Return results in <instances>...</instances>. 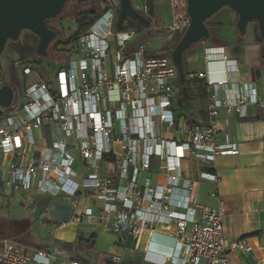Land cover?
Wrapping results in <instances>:
<instances>
[{
	"label": "built area",
	"instance_id": "2783aa9c",
	"mask_svg": "<svg viewBox=\"0 0 264 264\" xmlns=\"http://www.w3.org/2000/svg\"><path fill=\"white\" fill-rule=\"evenodd\" d=\"M135 1L136 10L148 18V4ZM168 2L170 18L163 30L171 39L177 33L184 35L191 16L188 0ZM119 9L120 0H105L97 21L80 36L75 55L57 70L55 80L29 78L21 93L15 92L0 120V154L10 156L6 166L0 163L3 190L37 189L52 196L77 198L81 191L93 188L103 206L97 211L85 209L77 221H98L117 233L120 241L155 232L161 225L175 239V252L168 256V264H233L234 252H249L251 247L243 239L226 238L222 206L209 207L197 201L201 182L217 181L218 177L203 171L195 181L186 178L182 161L192 157L213 162L220 154H237L238 145L229 135L223 141L219 138L220 112L235 111L239 118H246L250 105L264 111V95L247 83L236 86L232 96L227 80L207 77L206 122L180 125L173 108L179 73L172 55L148 56L149 48L143 43L129 53L128 44L138 27L126 19L117 29ZM120 36L122 46L118 45ZM110 37L118 46L114 54L110 53ZM34 70V62L22 68L25 77L32 76ZM198 77L206 75L199 73ZM45 124L57 126L62 136L39 150L34 132ZM164 129L173 130L176 136L166 138ZM117 142L119 155L114 148ZM77 155L88 162V173L81 181L76 180L78 172L73 167ZM154 156L164 161L171 183L141 187L139 173L150 169ZM112 158L126 184H114L100 174L102 162ZM111 213L115 216L110 222ZM56 254L45 249L29 253L10 238L0 242V264H54ZM113 260L118 263L122 259L114 256Z\"/></svg>",
	"mask_w": 264,
	"mask_h": 264
},
{
	"label": "crops",
	"instance_id": "0c3cea01",
	"mask_svg": "<svg viewBox=\"0 0 264 264\" xmlns=\"http://www.w3.org/2000/svg\"><path fill=\"white\" fill-rule=\"evenodd\" d=\"M237 20L236 12L229 7L222 8L207 23L211 37L200 41L192 51L191 47L185 56L190 77L198 79L199 73L206 75L198 79L199 83L191 84L194 95L190 101L192 123L207 120V77L216 81L227 80L232 96L236 86L247 83L252 84L259 95H264L263 41L258 23L250 22L246 32L240 33L236 27ZM206 54L211 56L207 58ZM148 56L151 55L148 53ZM209 59L212 61L209 62ZM195 61L202 64L197 72L191 69ZM197 93L206 99L203 110L198 114L193 112L192 106L198 98ZM175 115L180 125L192 124L187 123L184 116L178 118L176 111ZM217 128L220 140L229 135L230 141L238 145L239 152L220 154L213 162H198L188 157L182 161L183 175L193 181L203 171L218 177L217 181L204 179L201 182L197 192L198 203L209 207L222 206L226 238L229 241L243 239L251 247L249 252H234L233 264H264V111L250 105L246 118L241 119L235 111L222 110L217 119ZM164 132L168 139L176 136L173 130L164 129ZM61 136L60 129L52 124H45L42 130L34 132L39 150L50 147L53 140ZM114 148L119 155V142L115 143ZM70 151L76 154L74 148ZM9 160L10 156L0 154V163L4 166ZM87 164L80 155L76 156L73 167L78 172L77 181L87 175ZM100 174L112 179L114 184H126L120 179L119 168L113 158L102 162ZM138 179L141 187L171 183L164 161L156 156L152 157L150 169L141 171ZM3 182L0 179L1 187ZM95 192L96 189L92 188L72 198L65 194H44L37 189L5 192L2 187L0 203L13 207L15 211L22 209L31 218L24 217V214L12 218L0 216V220H4L2 224L6 226L4 231L8 233L0 238V242L10 238L23 244L29 253L36 249L57 251L54 264H69L72 261L78 264H168V256L175 252V239L167 227L158 225L155 232L145 231L139 238L126 236L125 240L120 241L117 233L98 221L89 224L77 221L85 209L97 211L102 208L103 201L94 196ZM195 194L196 190L192 191V195ZM114 216V213L109 214L108 221L111 222ZM33 228L46 233L39 242L32 240ZM102 246H108L105 247L108 251L103 255ZM114 256H120L122 260L114 262Z\"/></svg>",
	"mask_w": 264,
	"mask_h": 264
},
{
	"label": "water",
	"instance_id": "95a60500",
	"mask_svg": "<svg viewBox=\"0 0 264 264\" xmlns=\"http://www.w3.org/2000/svg\"><path fill=\"white\" fill-rule=\"evenodd\" d=\"M68 0H0V56L7 42L17 41L24 30L38 37L36 53L42 58L49 55L48 47L57 36V32L46 24V19L58 16ZM86 3L89 0H77ZM229 7L237 13L236 27L245 33L248 24L256 21L263 41L264 55V0H188L191 24L172 51V58L178 68L179 82L185 84L184 52L196 43L209 39L212 35L206 20L213 17L222 8ZM126 19L140 22L149 27L150 20L136 10L132 0H120V9L116 28L121 29ZM4 78L0 68V81ZM15 91L12 85L0 86V107L9 108Z\"/></svg>",
	"mask_w": 264,
	"mask_h": 264
},
{
	"label": "rangeland",
	"instance_id": "374dc122",
	"mask_svg": "<svg viewBox=\"0 0 264 264\" xmlns=\"http://www.w3.org/2000/svg\"><path fill=\"white\" fill-rule=\"evenodd\" d=\"M138 2L135 1V4ZM105 4V0H89L86 3H78L76 0H70L67 2L63 13L59 17V19L55 20L53 22V26H55V30H57L61 38H67L68 35L73 34V30H75V19L77 16V13L81 10H91L99 12L101 11L102 6ZM159 15V16H158ZM157 21H153V23L150 24L148 30H138L142 28H138L136 30V34L132 37L128 44V52L131 53L134 48H136L140 44H145L149 50L148 53L151 56H161L167 53L170 49L175 48L176 41H170L169 34L163 30V27L168 24L169 18H170V9H169V2L168 0H157ZM159 18H161L162 24L160 25V22L158 23ZM33 34L29 30H24L21 32V35L17 41H11L9 40L8 44L6 45V48L4 52L0 56V64H2V72L5 77L6 84H10L13 86L14 91L21 93L22 89L24 88L25 83L33 77H39L42 80L48 82L50 79L55 80L57 70L59 68L58 64L63 63L67 60L65 52L60 51H54L52 52V46L53 44H50V48L48 47V51L50 52V56L47 58V60L43 62H39L38 59L40 56H38L35 52V54L26 53L25 48L26 47H32V43H34L35 47L37 48L38 39L36 35H33L31 37V41H27L25 39V35ZM110 45H111V54H114L118 46L116 44V41L114 38L110 37ZM37 41V42H36ZM124 43V40L122 36L119 37V46H122ZM201 42L195 44L190 50H194L197 45H199ZM35 48V49H36ZM187 56V53L185 54ZM28 62H37L35 64L36 70L33 71L32 76L25 77L22 72V68L27 64ZM202 64L198 61H195L191 69L194 70V72H197L201 69ZM36 73V74H35ZM198 96V93H197ZM196 102L192 103L193 106V112L194 113H200L201 110H203L205 106V96L200 95L198 98L195 99ZM174 110L176 111V114L179 112L186 113L187 109L185 106H181L179 103V100H176L173 105ZM16 209V208H15ZM24 214V217L31 218L30 214L22 209H18V211L13 210V207L9 208L6 204L2 205L0 203V216H10L12 217H18L20 215ZM1 219V217H0ZM4 220H0V238L7 236L8 233L4 231L5 224H2ZM46 235L43 231L39 230L38 228L32 229V240L33 242H39L40 239ZM105 247L108 246H102V255L104 252H107ZM97 249H100L98 247ZM121 253V252H120Z\"/></svg>",
	"mask_w": 264,
	"mask_h": 264
},
{
	"label": "trees",
	"instance_id": "16d2710c",
	"mask_svg": "<svg viewBox=\"0 0 264 264\" xmlns=\"http://www.w3.org/2000/svg\"><path fill=\"white\" fill-rule=\"evenodd\" d=\"M68 1H70V0H68ZM132 1L134 2L135 0H132ZM143 1H145L148 4V6H149V16H148V18H149L150 22L152 20L157 21V18L155 19V16L157 14V0H143ZM78 3H80V2H78ZM63 10H62V12L58 16H56L54 18H48V19H46V24L51 29H53V30L56 29L55 26H53V22L55 20L59 19V17L63 13ZM211 18L207 19L206 20V23H208V21ZM97 19H98V13L96 11H91V10H81V11H79L77 13L76 19L74 21L76 28H75V30H73V34L68 35V37L64 39V38H61L60 33L57 30H55L57 32V36L51 42L53 44L51 51L52 52H54V51L63 52L64 51L65 54H66V58L68 60L70 58H72L75 55L76 45H77V42H78L80 36L83 35L84 33H86L91 28V26L97 21ZM159 20L160 21H158V23L160 22V25H161L162 24L161 18H159ZM129 21H130V23L132 25H136L138 28H143V25L140 22H136V21H133L131 19ZM162 25H164V24H162ZM33 35H35V34L25 35V39L27 41H30L32 43L31 37ZM182 37H183V34L182 33H177V34H174L172 36V38H171L170 41H176V45H177L178 42L181 40ZM37 39H38V37H37ZM32 45H33L32 47H26L25 48L26 53H30V54H33L34 53L35 54V52H36V49L35 48L36 47H35L34 43H32ZM193 46H191V47H193ZM49 48H50V45H49ZM189 49H187L184 52V72H185V76H186L185 84L184 85H181L180 82L178 81L176 87L178 88L177 97H178L179 103H180L181 106H185V108L187 109L186 113H183V112L180 113L179 112L177 114V116H178V118H180L181 116L186 117L187 118V123L190 124V123L193 122V119L191 118L192 114L190 113V110H191L190 101L194 97L193 92L191 90V84H197V83H199L198 79H200V78L198 77V79H197V78L190 77L191 76V72L188 69V62H187L186 57H185V54L188 52ZM171 54H172V49H170L169 51H167V53L164 54V55H171ZM49 56H50V52H49V55L46 58L40 57L38 59V61L39 62H43V61L47 60V58ZM36 63L37 62H35L34 64H36ZM64 65H65L64 62L63 63H59L58 64V66H59L58 69L62 68ZM0 68L2 69V64H0ZM4 80H5V77L2 78V80L0 81V86H3V85L6 84V82ZM6 111H7L6 108L0 107V120L3 119V117L6 114ZM189 116H190V119L188 118ZM80 242H81V240H80Z\"/></svg>",
	"mask_w": 264,
	"mask_h": 264
},
{
	"label": "flooded vegetation",
	"instance_id": "af4514ba",
	"mask_svg": "<svg viewBox=\"0 0 264 264\" xmlns=\"http://www.w3.org/2000/svg\"><path fill=\"white\" fill-rule=\"evenodd\" d=\"M9 42V41H8ZM8 42H7V44H8Z\"/></svg>",
	"mask_w": 264,
	"mask_h": 264
}]
</instances>
